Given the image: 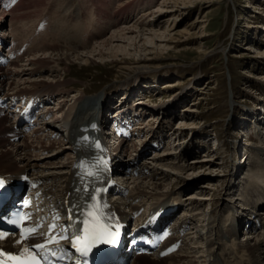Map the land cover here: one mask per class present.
I'll return each instance as SVG.
<instances>
[{"label": "bare ground", "instance_id": "bare-ground-1", "mask_svg": "<svg viewBox=\"0 0 264 264\" xmlns=\"http://www.w3.org/2000/svg\"><path fill=\"white\" fill-rule=\"evenodd\" d=\"M108 1L112 2L108 7V9L111 8V12L108 13L110 16L104 14V10L107 9L106 3ZM116 1L119 4V9L129 8L138 3L143 4L138 10L135 9L138 14L133 15L139 16V18H137V20H139L131 24L129 23L132 20L130 16L122 22H118L117 26L112 29L113 26L110 22L113 21L112 13L114 8H116L114 4ZM144 1L145 0H103L105 6L99 5V7L103 9L102 17L98 11L95 12L94 8L87 5L88 1L86 0H82L81 3H79L78 6H74L73 9L76 7L79 8L75 10L72 9L70 12H68L69 8L64 7L62 8L63 12L71 14L70 16L68 14V16L66 15L67 19L64 20V24L56 34L49 38L45 37L39 45L37 44L35 49L28 53L26 58L14 60L9 67L0 69V91H4L5 93H10L11 91L20 93L40 91L41 95L44 97L48 112H53L54 108L57 109L55 114L52 113V116L42 123L41 129L34 131L38 135H30L23 143L22 141H15L14 143L6 142L7 140L0 135V170L2 172L10 173L28 170L29 175L43 181L42 187L44 194L50 193L55 197L56 201L64 200L68 190H71L69 195L70 199L78 197L77 195L79 194L75 190L77 178L75 177V169L73 168L74 148L72 136L78 133V128L83 122L93 117V113H96V104H98L100 100L101 103L103 102V104H105L107 100L106 97H101L97 101H94L84 88H74L75 81L68 75L74 64L93 66L99 63V61H115L118 59V56L122 54L132 56L136 61L138 59L141 60L140 63L142 64L138 67L139 73L145 74V72H148V70L151 69V65L147 62L149 58H145L144 55L146 53H151V47H159L158 50H161L163 46L166 45L164 43L161 46L159 43L172 42L173 37L170 31L171 29L174 31L177 25L179 26V24H181L178 16L183 11L181 12L180 5L187 6L186 3H188V0H165L157 10H153L154 12L146 11V8L153 0H147L145 5ZM90 3L94 7V3L97 2L93 0ZM56 8L57 10L61 9L59 6ZM150 8L152 7L148 9ZM257 8L256 6L255 10ZM56 12L57 11L53 8L48 9L45 19L50 20L52 15L54 16ZM126 23L129 25H124ZM139 24H144L146 28H140L141 26L139 27ZM106 27H108L109 30L107 35L112 32L113 34L94 45L98 39L107 37V35H104L107 29ZM162 28L163 30H161ZM85 32L88 33L83 35ZM146 32L149 36L145 39L143 37ZM65 33H67L66 37H64ZM170 39L171 41H169ZM55 43L63 46H74L76 48H63L58 45H53ZM82 48L86 50H81ZM261 54H264V52ZM249 76L251 77L253 75L249 74ZM140 78L137 77L136 80ZM137 81H135V83ZM165 86L169 87L170 85L165 84ZM146 87L153 88L151 84L140 86V88ZM127 100L128 98L124 101L127 102ZM132 105L133 111L145 113L147 120L144 126L146 130L144 127L142 128L145 133L142 139H140L141 144L139 145L138 142L132 145L129 144L131 147L129 150L122 146L120 152V160L123 166L124 163H127V165L131 167L130 171L126 170L124 173L121 172L120 179H122L126 185H130L132 194L136 197L142 196L141 202L135 203V205H141L146 198L148 202L159 201L164 197H168L171 191L178 189L181 191L186 190L188 193L186 199L189 201L188 206H191L188 208V211L194 209L191 213L186 214L189 219H193L195 224L191 237V239L194 238L193 243L187 247V254H185V252H180L173 257L161 259L145 255L143 257L141 256L145 258L143 263L206 264L208 260L207 257L211 255L214 256L216 260H219V256L215 251L214 234L216 235L218 231H222L224 228V226L220 224L222 219L217 216V210L210 213L209 216L206 217L208 219H205L204 217L207 213H203L200 209L202 208V202H204L205 205L207 200H211L212 203V199L215 197L214 194L218 193V187L216 186L218 182L212 179L213 181H209L205 185L201 184L198 179L190 180V177L197 175L194 173L199 170L210 169V167L213 166L219 167V165H221L218 164L219 160L209 153H206V159L194 158L196 156L191 148V140L185 137L190 129L192 130L194 128V119L190 118L189 120L188 116L182 115V118L180 117L177 122L179 126L170 131V135H166V138L169 139L168 146L170 147L162 151L154 152V154L151 155V159L147 161L148 159L144 154L145 150L149 148V146H147L148 141H150V139L158 140L161 136L163 137L164 132L171 125L169 120L173 119V112L160 109V107L154 108L150 105H146L144 101ZM174 106L175 104H172L170 107ZM185 111L187 112V110ZM195 111L197 112V110L193 109L191 112L195 113ZM189 117H191V115ZM8 121L9 118L7 116L0 117V132L7 127ZM262 126L264 134L263 122ZM174 130L175 133L173 134ZM54 134L55 136L52 137ZM149 135H151L152 138H148ZM260 137L262 138V134ZM262 140L264 139L262 138ZM170 141H173V143ZM174 143L177 145L175 146ZM126 145H128L127 142ZM249 148L254 150L255 158L253 159V167L249 170V179L242 184L243 192L241 197L243 200L246 198L244 190L252 188V186L256 188L258 182L264 184V164H262L264 147L260 146L258 148L251 144ZM203 157L206 156L204 155ZM190 159H192V161H190ZM245 159L246 160L241 162V164L239 163V166H247V158ZM248 166L251 167L250 165ZM17 168L22 170L18 171ZM131 172L133 174H131ZM240 178L241 176L236 178V180ZM72 182L74 183L73 189ZM234 185H230L229 191H232ZM263 190L264 189L261 188V191ZM255 195V202H257L258 195ZM232 199L234 200V198H231V200ZM238 201V198H236L234 203L233 201H225L226 205L221 207L222 214H226L227 217L230 215L239 217V213L244 211L246 206L244 204L240 205V203L242 204L245 201ZM132 204L133 203H131L130 206H132ZM246 204H248V200ZM195 209H197V211ZM227 211L228 213H226ZM262 213H264V211ZM189 232L191 233V231ZM246 237L252 238H247L244 243H241L243 249L238 262L264 264V226L257 230L255 235L252 236L248 234ZM14 240V237L8 236L2 242L12 245ZM238 245L240 246V242ZM202 246L204 248L206 247L207 254H205L204 249L201 252L199 251V248ZM226 250L227 252L229 251L228 249ZM222 254L223 253L220 255ZM176 257H179L177 261L174 259Z\"/></svg>", "mask_w": 264, "mask_h": 264}, {"label": "rangeland", "instance_id": "rangeland-1", "mask_svg": "<svg viewBox=\"0 0 264 264\" xmlns=\"http://www.w3.org/2000/svg\"><path fill=\"white\" fill-rule=\"evenodd\" d=\"M47 1L23 0L19 6L20 12L29 13L28 18L35 14V19H38L47 8ZM50 1L72 4L77 0ZM81 1L66 6L69 8L68 12ZM163 1L165 0H153L146 11L154 12ZM146 3L147 0L144 1V5ZM111 4V1L106 3L107 9ZM114 4L116 8L112 13L113 21L110 22L112 29L118 22L130 16L131 24L139 20H137L139 16L133 15L138 14L135 9L138 10L143 4L138 3L124 9H119L117 1ZM186 4L187 6L180 5V10L183 11L178 16L181 24L177 25L174 31L172 29L170 31L172 42L159 43L161 46L164 43L166 45L161 47V50H158L159 47H151V53L144 55L145 58L150 59L147 62L151 65V69L145 74L138 72V67L142 64L141 60L136 61L132 56L122 54L115 61H99L93 66L74 64L68 76L75 81L74 88H84L94 101L101 97L107 99L108 95L105 91H109L114 97L122 95V98H125V94L129 91L131 97L134 94L139 97L142 93L141 100L135 103L144 101L146 105L173 112V119L169 120L173 125L164 132L163 137L170 135V131L179 126L177 122L182 115L188 116L189 120L194 119V128L188 130L185 135L186 139L191 140V148L196 156L194 158L206 159V153H209L219 160L218 164H221L219 167L202 169L194 173L197 175L189 176L190 180L198 179L205 185L214 179L218 182H216L218 193L214 194L215 197L212 199L214 202L207 200L205 205L204 202L201 205V211L207 213L204 218L208 219L206 217L210 213L226 205L225 201L234 203L236 198H241L240 195L237 196V189L249 179V170L253 167L255 158L254 150L249 148V145L258 143L253 145L258 148L264 147L262 140L264 114L262 115L263 111L258 110L261 105L264 106V54H261L264 52V0H188ZM87 5L94 8L95 12L98 11L102 17L103 9L99 5L94 4L93 7L90 2ZM58 6L63 8L60 4ZM256 6L258 8L255 10ZM149 7L152 8L148 9ZM77 8L79 7L75 9ZM139 27L146 28L144 24H139ZM111 34L113 32L107 37L98 39L94 45L110 37ZM66 35L67 33L64 37ZM144 35L145 39L149 36L147 32ZM53 45L76 48L58 43ZM249 74L253 76L250 77ZM137 77L141 78L137 81ZM147 84H151L153 88H140L141 85ZM165 84L172 87H166ZM172 104L175 106L170 107ZM193 109L197 112H191ZM253 123L258 127L259 136L262 134L261 143L258 137L247 139L246 135L254 127ZM245 141L247 145L243 143ZM244 148L250 149L253 156L251 158V153L247 155L249 164L241 167L239 163L243 161L240 159L242 158L240 150ZM204 155L206 157H203ZM145 157L147 161L151 159L150 154ZM17 170L22 169L17 168ZM241 173L246 175L242 176ZM239 176L241 178L236 180ZM230 185H234L232 191H229ZM242 192L243 185L240 194ZM243 201L246 203V198Z\"/></svg>", "mask_w": 264, "mask_h": 264}, {"label": "snow or ice", "instance_id": "snow-or-ice-1", "mask_svg": "<svg viewBox=\"0 0 264 264\" xmlns=\"http://www.w3.org/2000/svg\"><path fill=\"white\" fill-rule=\"evenodd\" d=\"M4 187V180L0 179V190L4 189ZM91 208L92 210L86 213L87 218L82 222L83 235L76 236L72 243V247L75 248L81 254V256H87L89 252L93 250V248L99 247L100 245L115 244L119 238L118 229L113 231V226L111 224L104 223L101 215L97 214L99 210V202L97 201L94 203ZM21 219H25V217H22ZM55 228V224L50 226L49 239L46 243L36 244L33 247L38 250H46L48 245L58 244L60 239H67L66 236H60L57 238V236L52 235L51 229ZM36 232V228H25L23 239L17 241V243H23V240L28 239L31 234ZM5 237L6 234L0 233V239H4ZM50 254L52 256H56L55 251H51ZM0 257H3L0 259V264H42V259L39 258L36 252L29 247H24L23 252L19 255H13L0 250ZM43 262L44 264H48L47 252L43 256Z\"/></svg>", "mask_w": 264, "mask_h": 264}]
</instances>
